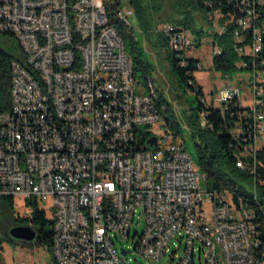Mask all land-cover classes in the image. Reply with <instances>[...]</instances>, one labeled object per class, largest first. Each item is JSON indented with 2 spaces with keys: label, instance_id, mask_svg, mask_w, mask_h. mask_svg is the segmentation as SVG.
<instances>
[{
  "label": "built area",
  "instance_id": "obj_1",
  "mask_svg": "<svg viewBox=\"0 0 264 264\" xmlns=\"http://www.w3.org/2000/svg\"><path fill=\"white\" fill-rule=\"evenodd\" d=\"M204 2L212 10L210 38L198 41L172 24L162 33L183 59L205 43L221 55L212 35L231 29L247 77L227 81L212 102L229 115L236 166L255 176L250 194L258 197L264 0ZM229 12H239V22ZM0 36L15 39L21 53L11 63L10 110L0 113V197L50 202L53 264H131L130 254L177 264H195L197 256L207 264H264V231L250 199L207 186L164 123L158 93L148 95L134 78L103 0H0ZM201 125L212 126L204 114ZM124 241L134 244L118 249Z\"/></svg>",
  "mask_w": 264,
  "mask_h": 264
},
{
  "label": "trees",
  "instance_id": "obj_2",
  "mask_svg": "<svg viewBox=\"0 0 264 264\" xmlns=\"http://www.w3.org/2000/svg\"><path fill=\"white\" fill-rule=\"evenodd\" d=\"M186 1V0H181ZM192 2V7L202 12V21L213 28V22L209 21L208 15L212 11L205 4L204 0H188ZM106 8L109 24L116 29L120 35L125 49L132 59L133 74L138 84L149 94L151 90V81L149 76L153 69L152 64L146 57V50L141 45L137 37L133 33L126 20L120 19L118 14L123 11V4L120 0H103ZM222 2V1H220ZM129 4L134 8L139 19L146 22V11L150 12L149 5L144 4L143 0H130ZM225 14L230 11L228 6L223 3L218 5ZM147 12V15H148ZM238 13V14H237ZM239 17V12H229V16ZM230 22L231 17H229ZM169 22L180 28L193 32L197 40L210 36L205 32L203 26H193L189 20V15H185L182 11H177V16L169 20ZM231 29L222 35L214 34L216 44L221 50V55L214 56L212 60L213 68L216 71H222L226 74L229 72L239 71L237 63L242 61L234 49V40L230 33ZM158 42L154 44L165 51L166 58L169 63L170 77L176 83L183 87L184 85L197 96L198 106L194 109L189 117L186 118V125L191 130V138L197 154V166L200 172L206 176L207 186L211 189L229 190L235 193L236 197L241 196L251 199V187L255 182V176L250 171H243L236 166L237 152L232 149L233 139L228 134L227 126L230 124L229 115H222L213 102H208L204 97L199 100V96H203L202 87H200L194 79V73L200 68V62L196 58H190L187 55L180 59L170 50L168 38L165 35H157ZM2 37V36H1ZM3 38L15 39L7 36ZM201 45H197L199 48ZM19 52L12 54L0 47V113L8 112L11 106V63L16 57H20ZM159 96V106L166 108V122L171 125L175 136H182L183 128L179 123L177 116L171 104L168 102L164 92L156 90ZM204 114V122L212 124L210 129L203 128L199 124V114ZM232 124V123H231ZM222 131V133H221ZM236 145V144H235ZM264 160V154L260 156ZM258 181L256 188L258 193L259 206L252 204L255 208L257 217L256 221L261 225L264 231V171L258 168ZM14 200L10 197H0V243L3 239L14 241L10 237L9 232L12 226H30L36 232V240L29 245H44L53 253V220L48 218L46 211L38 208L37 202H30L32 211L26 217H11ZM260 207V208H258ZM22 243V242H20ZM25 244V243H23Z\"/></svg>",
  "mask_w": 264,
  "mask_h": 264
},
{
  "label": "rangeland",
  "instance_id": "obj_3",
  "mask_svg": "<svg viewBox=\"0 0 264 264\" xmlns=\"http://www.w3.org/2000/svg\"><path fill=\"white\" fill-rule=\"evenodd\" d=\"M120 1L123 4L122 9L124 13L125 10L133 13L132 16L125 15L126 22H128L130 27L133 28L134 35L146 50V57L153 66L149 76V80L151 81V90L154 92H157L156 90L164 92L168 102L175 111L179 123L183 128L182 136H176V142L186 149L194 165L200 171L199 167L197 166V154L194 148L193 140L191 138V130L186 125V118L189 117V115L194 112V109L198 106V100L196 99L197 96L196 94L192 93L185 85L180 87L176 81L170 77L169 63L168 59L166 58L165 51H162L160 47L156 46L154 43L158 42L157 35H164L162 33V27L164 25L171 24L169 20L177 16V11H182L186 16L189 15V20L191 21L192 25L203 26V29L209 35L212 27L208 26L202 21V12L193 8L192 2L188 0H143L144 4L149 5L150 7V12H148L147 8L145 7L147 17L146 22L149 23V25H144L143 23H145V21H142L137 17L134 8L129 4L130 0ZM190 33L196 38L192 31H190ZM0 47L12 54L19 52V45L16 41L14 42L12 39L3 38L1 36ZM212 50V46L208 43H205L187 54L188 57L196 58L200 62V68L194 73L195 81L200 87H202L203 90V96L198 97L200 101L204 97L208 102H214V99L217 98L218 92L223 88V85L228 83L227 81H231V79L236 80L238 78L245 79L247 77L246 73L234 71L229 72V77L226 78V73L222 71H216L212 64L214 57ZM238 65L239 63H237V67ZM217 106L220 107V103H217ZM202 122L203 114L200 113L199 124ZM199 187L202 191L207 190V186L202 178L199 182ZM38 208L46 211L48 218H52L50 202H38ZM31 211L32 206H27L23 199L14 198L11 217H26L30 215ZM143 227L144 224L141 223L134 225L133 229H138L141 231ZM133 244L134 243L131 241H124L122 243L117 242V248L121 249L122 245H125L126 247H132ZM170 248L172 251L175 250L173 245H171ZM177 254L180 257L183 254V249H180ZM129 258L133 259L131 264L178 263V258L171 261L168 256L163 257L161 261L147 260L134 254H130ZM21 262H25L26 264H53V253L44 245H29L3 239V241L0 243V264H19ZM195 264L207 263L205 262V258L203 256L201 260L198 259L197 256L195 259Z\"/></svg>",
  "mask_w": 264,
  "mask_h": 264
},
{
  "label": "water",
  "instance_id": "obj_4",
  "mask_svg": "<svg viewBox=\"0 0 264 264\" xmlns=\"http://www.w3.org/2000/svg\"><path fill=\"white\" fill-rule=\"evenodd\" d=\"M156 146V139H151L147 142V149H154ZM9 235L11 238L18 242H22L25 244H33L36 240V232L30 226H14L10 229Z\"/></svg>",
  "mask_w": 264,
  "mask_h": 264
},
{
  "label": "bare ground",
  "instance_id": "obj_5",
  "mask_svg": "<svg viewBox=\"0 0 264 264\" xmlns=\"http://www.w3.org/2000/svg\"><path fill=\"white\" fill-rule=\"evenodd\" d=\"M123 13H124L123 11L119 12L118 16L120 19L126 20V16L123 15ZM229 17H231V19H232L231 21L239 22V17H233L232 15H230ZM121 42H122V39H121ZM258 54L260 55V63H262V66H264V41H258ZM148 95H157V94L154 91H152ZM164 123L167 124L166 113H164ZM180 147H181V149H185L182 145H180ZM226 192H231V191L226 190ZM232 194H235V193L232 192ZM252 204L253 205L256 204L259 206V202H258L257 197H252L250 199V205H251V207H254L255 205L253 206Z\"/></svg>",
  "mask_w": 264,
  "mask_h": 264
}]
</instances>
